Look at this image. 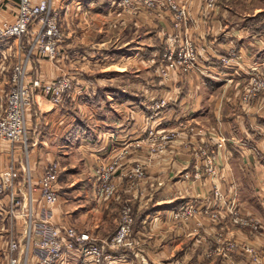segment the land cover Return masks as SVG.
I'll use <instances>...</instances> for the list:
<instances>
[{
  "label": "rangeland",
  "instance_id": "1",
  "mask_svg": "<svg viewBox=\"0 0 264 264\" xmlns=\"http://www.w3.org/2000/svg\"><path fill=\"white\" fill-rule=\"evenodd\" d=\"M40 1L35 0V3ZM53 1L51 0V6L56 14V26L60 34L56 55L50 59L36 54L29 63L59 64V75L49 79L39 72L34 78L27 76L40 82V88L35 90V98L47 101L55 107L65 108L76 94L77 83L73 74H82L83 79L93 84H101L99 86H102V89L118 90L115 92V103L104 104L102 108L91 107L87 112L93 132L90 136L95 138L96 126L101 124L102 119L109 125L104 127L107 133L112 132L110 125L119 126V131L124 133L139 132L143 128L139 129L138 125L135 127L131 122V110L136 114L142 113L141 120L148 124L145 125L143 139L135 141L129 149L116 148L108 152L106 159L103 158L105 162L96 164V161H93L90 148H93L94 140L90 139V152L74 151L69 165L64 169V160L62 165L60 159L47 164L40 179L51 163L55 162L59 166L56 176V206L61 203L59 193H67L71 199L74 197V203L88 195L87 203L84 202L86 205L82 204L87 207L90 205L92 211L86 213V219L73 220L70 223L63 216L58 220L60 224L53 223L48 212L55 205L47 206L41 196V216L35 218V189L40 193V179L37 187L33 186V178L26 161L21 167L10 157L7 167L0 171L1 183L5 182V174L12 171V186L14 185L13 190L11 187L0 191V202L5 204L0 208V264H9L11 259L24 258L26 225L29 221L22 218V214L32 215L30 242L34 238L39 239L37 226L42 225L45 220L48 222L47 226L57 229L72 226L77 231L88 230L86 232L93 234V237L109 243L123 221L124 211H127L131 218L128 234L131 249L121 248L126 250L127 264H264V225L256 214L250 211V204H238L239 198L252 196L251 190L245 191L239 189L238 185L234 186L233 182H225L224 170L228 164V156L224 152L226 139L221 137L217 127L210 128L205 123L186 121L165 130L153 124L154 113L164 111L170 103L171 98L161 97L165 88L169 86L168 89L173 87L179 90L178 85L189 74L196 71L198 75H202L199 67L202 42L205 41L208 47L220 50L222 44L219 39L223 40L220 35L224 31H240L243 24L256 27L255 31L252 29L251 32L259 30L264 21H261V25L252 21L258 13H261L264 19V0H86L94 2L95 6L100 8L99 12L93 14L85 12L82 8L64 9L60 3ZM212 18L216 25L221 26L219 29L215 27L216 35H211V28L207 33ZM81 25L85 26L83 35ZM200 30L204 32V36L197 34ZM65 37H71L72 40L73 37L78 38L82 45L75 47L77 51L105 52L106 65L100 68L91 64L83 72L85 65H81V58L69 59L67 49L71 47H65ZM189 47H192L195 56L193 62L192 50ZM220 52L222 54V51ZM223 52L225 53L218 57V62L225 69L241 72V52L236 49L228 53L224 50ZM179 54H182V57ZM230 54H233L234 58H231ZM226 60L229 62L225 65ZM14 64V54L0 63V70L4 69L6 74H9L1 87L0 96L4 97L0 118L5 110L6 94L10 89ZM255 68L264 74L260 67ZM251 70L245 75L244 81L227 84L226 92L222 89L215 99L226 101L241 111H245V107L263 108L264 91L246 103L242 100ZM68 81L72 89L64 93L65 100L62 105L53 103L51 96L43 95L46 86H50L54 92ZM52 91H49L48 95H54ZM101 94L105 101L107 96L111 97L107 91ZM34 105L36 103L31 106L27 115ZM27 115L26 150L20 143L0 141L11 149L20 148L25 157L29 145ZM258 161L261 163L259 157ZM254 167L255 165L250 172L248 169V173L244 167L240 168L241 182L244 181L245 175L255 183L264 182V165L261 166L262 170ZM19 169L22 170L24 178L21 186L17 181ZM97 170L100 174L96 173ZM81 172L84 180L92 179L93 175L96 183L93 190L91 185L84 187L87 195L70 190L78 188ZM259 175L262 178L258 180ZM103 176L107 178L106 182L100 181ZM195 182L201 185L200 192L191 188ZM99 188L102 191L100 194L96 191ZM259 190L256 193L258 197L264 194V186ZM11 193L16 204L10 203ZM183 202L186 204L181 207L184 210L180 212L178 203ZM5 206L8 209L7 218L1 213ZM18 224L22 226L20 233H16ZM99 230L103 233L100 235L103 239L96 233ZM11 242L18 243L19 249L11 252ZM230 244H235L236 247L227 251L226 245ZM239 245L249 246L255 255L242 252ZM109 249L110 247H104L105 254H110ZM121 249L113 255H123ZM209 252H212L210 256ZM27 254V261L21 260L19 264H33L36 261L32 247H28ZM36 255L35 253V257ZM67 264L85 263L80 259L78 262L67 260Z\"/></svg>",
  "mask_w": 264,
  "mask_h": 264
},
{
  "label": "crops",
  "instance_id": "2",
  "mask_svg": "<svg viewBox=\"0 0 264 264\" xmlns=\"http://www.w3.org/2000/svg\"><path fill=\"white\" fill-rule=\"evenodd\" d=\"M54 1L64 6V9H73L74 7L78 9L82 8L85 12H89V14L99 12L100 9L95 6L94 2H88L86 0ZM16 4L17 0H0V22H12L14 20ZM213 18L211 19L212 22L208 24L211 27H208L207 33L211 28V35H216L215 27L219 29L221 26L216 25ZM261 21L263 22L264 19L262 18V14L258 13L256 19L252 22L261 25ZM195 23H198L197 19H195ZM253 27L254 26L250 27L248 24H243L240 27V31L234 32L232 29L224 31L220 35L223 40L219 39L220 44H222V47H220L221 49L219 48L220 50L214 49L212 46L208 47L205 41H203V48L200 50L201 62L199 61L202 75H198L196 71V73L189 74L178 85L179 90L173 87L168 89L169 86H167V89L165 88L161 97H165L166 99L171 98L170 103L164 111L154 113L155 121H153V124L155 127L165 130H170L176 127L179 122L186 121L205 123L206 126L210 128L217 127L221 137L226 139L224 152H226L228 156V160L226 159L228 164L224 170L225 182H233L234 186L238 185L239 189L242 188L245 191L248 189L251 190L253 197H248L246 195L244 199L239 198L238 204H250L251 207L248 208L256 214L264 225V194L260 197L256 194L260 191L259 189H262L264 182L257 181L255 183L250 181L246 175L243 177L244 181L241 182L240 178H242V175L239 172L240 168L244 167V169H247L248 173V169L249 172L252 171L251 169L254 165V168H260V170H262L261 166L264 165V107H245L243 109L245 111H241L239 108L234 107L226 101L222 102L215 99L216 95L220 93L222 89L226 92L227 84H231L235 81H244L246 79L245 75L251 68L260 67L264 72V31H260V33L258 31L251 32L250 30L252 29L255 31L256 27ZM261 27L263 26H260V28ZM81 28L83 35L85 26L81 25ZM200 32L197 31V34H202L204 36V32L202 30H200ZM77 45H82L81 42H78V38L73 37L72 40L71 37H65V47H71L67 49L69 52V59L81 58V65H85V67L82 68L83 72L88 66H91V64H96V66L100 68L106 65L104 62V58H106L104 55L105 52L77 51L75 48ZM233 49L239 50L242 54L243 65H239V69L242 70L241 72H233L230 69H225L218 62V57L225 53L223 50L228 53ZM220 51H222V54ZM0 52L2 53V50ZM94 53H96V55H94ZM59 67V64L32 62L27 67V75L34 78L39 72V74L44 75L47 79L54 78L59 75ZM5 71L4 69L0 70V95L1 87L5 84L6 78L9 75H7ZM73 75L77 83L76 94L73 95L72 100L69 101L65 108L55 107L47 101L38 97L35 98L36 105L33 106L32 110L27 115V130L29 136L27 157H25L20 148L16 147L11 149L7 145L0 143V171L7 167L10 157L14 158L18 166L21 167L26 161L31 172V177L33 178L32 185L37 187L42 171L48 163L54 160L60 159L61 165L64 163V160L66 163L62 165L64 169L65 166L69 165L74 151H85L89 153L91 150L90 156L94 157L93 161L95 160L96 164H98L100 162H105L103 158L106 159L105 156L108 152L110 153L113 151V149H129L135 141H139L145 137V125H147L148 122L145 123L144 120H141L143 114L141 113V115L140 112L136 114L134 110H131L133 115H129V118L132 117L131 122H133L135 127L138 125L139 129L141 127L143 128L139 130V132L135 133V131H128L124 133L119 131V126L115 125L113 127L110 125L112 132L107 133L104 131V127H109V125L102 119L101 124L96 126L95 138H93V135L90 136L93 132H91V125H89L90 117H87V112H89L91 107L96 109L102 108L104 104L109 105L115 103L117 101L115 92L118 90L112 88L105 90L101 88L102 86H99L101 84H93L91 81L83 79L82 74ZM106 91L111 94V97L107 96V100L105 101L101 93ZM89 93L91 94L89 95ZM177 94H179V96H177ZM3 97L0 96V109ZM89 104L91 105L90 107ZM90 139L94 140V143H92L94 146L89 150L88 147H91V145H89ZM80 153L82 154L83 152ZM258 157L261 159V163L258 161ZM21 171L22 170L19 169L17 172L19 186L23 185L24 182ZM79 171H81V169ZM80 176L81 177L78 179L79 183L77 184L78 188H70V190L73 191V193L75 191H80L87 195V191L84 187H90L91 185V190H93L96 183L93 180V175H91L92 179L87 178L88 181L82 178V172ZM233 178H235V180H233ZM260 178H262V176L259 175L258 180ZM244 183L247 184L245 185ZM70 185L73 184H69V186ZM191 188H193V190L197 189L199 190L198 192H200L201 185L199 182H195L191 185ZM247 193L250 194L249 191H247ZM75 194L78 195L77 193ZM87 197L88 195L74 203L72 201L75 200L74 197L71 199L67 196V193H64V195L59 193V200L61 203L59 202V205H55L51 208L50 212H48L51 221L55 224H60L58 223L60 216L67 219L66 221H68V223L73 220L86 219V217H88L86 213L92 211L90 205H88V207L85 206ZM200 200L201 199H199V201ZM253 200H255V202ZM184 204L186 203H178V206H180L179 208L184 206ZM2 205L5 204L0 202V208H2ZM41 208L42 202L40 193L38 189H35L34 209L35 218L37 219L41 216ZM7 210L6 206L4 210H1L5 218L8 217ZM21 230L22 226L18 224L16 233H20ZM96 233L100 239H103L101 237L103 234L101 230L96 231Z\"/></svg>",
  "mask_w": 264,
  "mask_h": 264
},
{
  "label": "built area",
  "instance_id": "3",
  "mask_svg": "<svg viewBox=\"0 0 264 264\" xmlns=\"http://www.w3.org/2000/svg\"><path fill=\"white\" fill-rule=\"evenodd\" d=\"M55 17L51 0H41L38 3H35L34 0H17L14 20L0 22V51L2 50L0 63L6 61V58L11 54L15 56V64L11 70L10 89L6 94V106L0 118V141L10 144L20 143L25 150L28 141L26 115L35 103V90L40 88L38 80L27 77V67L36 54L50 59L55 57L56 47L60 41ZM37 49L39 52H36ZM189 49L192 50V54H190L193 62L195 59L193 49L192 47ZM179 56L182 57V54ZM230 57L234 58V55L230 54ZM228 62L229 60H226L224 64L226 65ZM45 89L44 96H51L53 103L62 105L65 100L64 93L70 91L72 85L68 81L54 92L50 86H46ZM245 89L242 99L245 103L264 91V74L258 68L252 69L248 74ZM49 91H52L54 95H48ZM58 171V164L51 163L39 181L40 196L47 206H53L58 201L56 191ZM96 173L100 174V171L97 170ZM12 178V171L5 174V182H0V191L11 187L13 190ZM106 180L107 178L104 176L100 179L102 182H106ZM100 190L101 188L96 190L98 194L102 192ZM13 197V193H11L10 203L16 204L15 200L13 202ZM182 210L184 208H180L179 211ZM21 216L29 221L25 233L27 237L25 255L23 259H11L9 264H19L21 260L26 262L28 247H32L34 258H36L33 264H67V260L78 262L80 259L85 264H127L126 250L121 249H131V242L128 240L131 218L127 211H124L123 221L109 243L98 240L86 231H77L72 226L59 229L47 226L48 222L45 220L42 225L37 226L39 239L35 240L34 238L30 242L32 215L29 213ZM104 247H110V254H105ZM235 247V244L226 245V250H233ZM18 249L19 244L11 242L10 251L14 252ZM120 249L123 251V255L115 257L113 254L119 253ZM239 249L244 253L255 255L254 250L249 246L239 245ZM211 254L212 252H209L208 256Z\"/></svg>",
  "mask_w": 264,
  "mask_h": 264
},
{
  "label": "trees",
  "instance_id": "4",
  "mask_svg": "<svg viewBox=\"0 0 264 264\" xmlns=\"http://www.w3.org/2000/svg\"><path fill=\"white\" fill-rule=\"evenodd\" d=\"M258 32L260 31H264V24H263V27H261L259 30H257Z\"/></svg>",
  "mask_w": 264,
  "mask_h": 264
}]
</instances>
